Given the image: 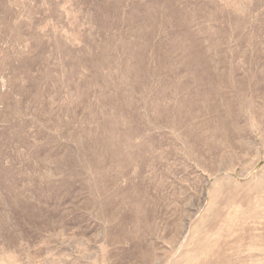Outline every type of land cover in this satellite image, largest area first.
<instances>
[{"label": "rangeland", "instance_id": "1", "mask_svg": "<svg viewBox=\"0 0 264 264\" xmlns=\"http://www.w3.org/2000/svg\"><path fill=\"white\" fill-rule=\"evenodd\" d=\"M0 264H264V0H0Z\"/></svg>", "mask_w": 264, "mask_h": 264}]
</instances>
